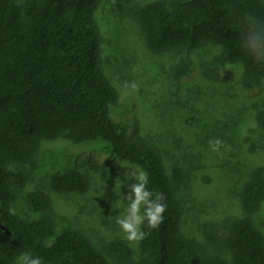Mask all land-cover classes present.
<instances>
[{
  "label": "trees",
  "instance_id": "1",
  "mask_svg": "<svg viewBox=\"0 0 264 264\" xmlns=\"http://www.w3.org/2000/svg\"><path fill=\"white\" fill-rule=\"evenodd\" d=\"M122 11L131 0H107ZM102 0H0V264H15L23 252L44 264H111L81 232L54 236L55 224L44 216L52 197L27 195L42 217L25 221L12 212L29 174L38 167L45 141L75 145L104 142L109 151L148 174L149 190L162 193L166 212L157 229L144 231L137 264H264V236L249 217L228 219L225 247L229 260L205 253L202 245L182 235V208L159 152L140 139H130L111 119L119 95L101 68L102 37L96 13ZM137 18L146 47L153 52L195 50L217 45L229 63H241L245 84L264 79V48L250 34L251 21L264 29L262 0H154L138 7ZM251 18V21L249 20ZM264 128V111L257 116ZM172 178L181 181L176 169ZM56 192L83 193L84 176L75 170L55 174ZM264 203V167L244 184L240 204L245 214ZM5 226L10 235L1 228ZM109 255L119 264H134L122 240L110 243Z\"/></svg>",
  "mask_w": 264,
  "mask_h": 264
},
{
  "label": "rangeland",
  "instance_id": "2",
  "mask_svg": "<svg viewBox=\"0 0 264 264\" xmlns=\"http://www.w3.org/2000/svg\"><path fill=\"white\" fill-rule=\"evenodd\" d=\"M152 1L131 0L118 11L102 0L97 10L101 68L119 95L110 116L130 139L159 152L182 208V235L199 242L206 254L229 260L228 219L249 217L264 236V203L253 214H245L240 204L244 184L257 167H264V128L257 122L264 111V79L246 85L243 65L229 63L213 44L150 51L133 12ZM165 1L171 5L173 0ZM126 82H136L138 90L126 89ZM215 139L226 147L212 151L209 142ZM176 169L182 176L178 183L172 178ZM71 170L84 176L86 191H54L52 176ZM135 170L139 168L111 153L104 142L45 141L38 167L29 174L12 212L25 221L37 220L42 214L27 203V195L49 194L52 206L43 212L55 224L49 243L65 230L81 231L111 264H119L107 248L122 240L137 264L139 243L127 241L116 223L127 203L128 186L134 183L126 174Z\"/></svg>",
  "mask_w": 264,
  "mask_h": 264
},
{
  "label": "clouds",
  "instance_id": "3",
  "mask_svg": "<svg viewBox=\"0 0 264 264\" xmlns=\"http://www.w3.org/2000/svg\"><path fill=\"white\" fill-rule=\"evenodd\" d=\"M249 20L251 21V18ZM250 34L257 47L264 48V29H259L255 21H251ZM258 54L264 55V52H258ZM124 87L136 91L139 85L136 82L130 84L126 82ZM209 145L214 152H219L222 147H226L219 139L210 141ZM126 175L129 176L128 181H134V183L128 186V192L124 195L127 203L124 206V212L116 218V223L127 241L138 244L149 234L144 231L145 225L149 229H157L163 223L166 204L162 193H153L149 190L147 172L139 169ZM16 264H44V262L39 256L23 252L17 257Z\"/></svg>",
  "mask_w": 264,
  "mask_h": 264
},
{
  "label": "water",
  "instance_id": "4",
  "mask_svg": "<svg viewBox=\"0 0 264 264\" xmlns=\"http://www.w3.org/2000/svg\"><path fill=\"white\" fill-rule=\"evenodd\" d=\"M1 228L5 231L7 235H10V231L5 226H1Z\"/></svg>",
  "mask_w": 264,
  "mask_h": 264
}]
</instances>
